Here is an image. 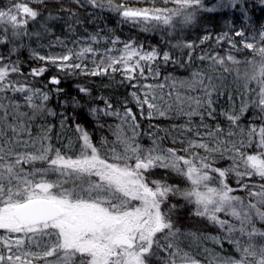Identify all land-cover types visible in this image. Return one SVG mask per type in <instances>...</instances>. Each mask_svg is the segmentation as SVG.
I'll use <instances>...</instances> for the list:
<instances>
[{
    "label": "snow or ice",
    "instance_id": "obj_1",
    "mask_svg": "<svg viewBox=\"0 0 264 264\" xmlns=\"http://www.w3.org/2000/svg\"><path fill=\"white\" fill-rule=\"evenodd\" d=\"M71 3L115 13L142 32L169 35L190 28L200 13L233 8L245 20L240 27L230 22L219 34L206 31L198 43L178 39L168 50L99 33L83 41L57 37L48 47L61 50L31 49L36 66L25 72L13 57L26 38L40 37L29 29L42 20L48 0L0 6V264H202L183 247L184 239L200 237L177 226L173 199L220 230L203 239L232 246L234 255L205 249L207 264H264V24L255 26L246 0L211 6L206 0ZM258 3L264 6V0ZM57 5L79 23L71 4ZM55 19L49 14L40 28L48 32L47 20ZM99 39L111 46L101 50ZM242 53L249 58L239 59ZM195 61L201 67L182 77L172 74ZM50 69L55 74L37 87ZM61 73L107 77L128 89L130 100L120 107L104 95L89 106L96 128L110 135L96 140L85 125L69 124L72 118L60 113L54 141L55 125L35 123L58 115L49 103L63 91ZM228 75L236 94L225 86ZM78 91L92 98L89 88ZM72 103L80 106L75 97ZM250 110L254 116L245 125ZM141 119L182 123L142 130ZM173 176L184 186L171 182Z\"/></svg>",
    "mask_w": 264,
    "mask_h": 264
},
{
    "label": "trees",
    "instance_id": "obj_2",
    "mask_svg": "<svg viewBox=\"0 0 264 264\" xmlns=\"http://www.w3.org/2000/svg\"><path fill=\"white\" fill-rule=\"evenodd\" d=\"M8 1L4 0V2H0V6L6 5ZM71 4L72 12L77 13V20L70 17L68 13H61L59 11V7L57 5V0H48V9L43 12V18L49 16L57 17L55 20H47V24L49 26V31L45 32L43 29H29L30 31H39L41 33L40 37H32L26 38L24 40V47L19 49V55L14 56L13 59H19V61L23 65V70L27 72L30 67L36 66L35 62L30 59V50L35 49L39 51L41 54H47L50 51H60L59 48L48 47L49 43L54 41L57 37L66 42L80 39L87 40L89 34H97L99 33L100 37H108L114 38L119 37L121 41L135 40L138 42H149L151 46L158 45L159 48L168 50L170 43H174L176 41L174 39L175 36L169 37V34L162 30L151 31V32H142L139 26H133L130 23H122L121 18L115 13L108 12L106 10L93 9L91 6L84 5L81 6L79 4L71 3V0H65V7H68ZM248 4V14L254 22L255 26L258 28L261 24H264V6H261L258 3V0H250L247 2ZM199 23L194 25L195 28L192 29V34H195L193 40L198 43L199 37H201L206 31L211 32L213 35L219 34L222 31L227 30L229 23L232 22L236 25V27H240L241 24L244 23L245 18L241 15L240 10H232L230 15L223 16L222 14L218 15L216 13H211L209 15L201 13L200 18H198ZM226 22V23H223ZM39 23V22H38ZM69 25L74 29L73 31H69ZM162 34L161 38L165 37V40L162 39L163 43H159L158 39ZM191 34V35H192ZM170 38V39H169ZM239 39V38H236ZM187 40V38H184ZM101 44L102 50L106 46H110L108 40L99 39V43ZM96 45V47L98 46ZM69 47L73 45L69 43ZM177 57L180 56L179 50H174ZM218 51H221L218 49ZM223 54V53H222ZM244 55V57H243ZM250 54H238V56H242L243 59L249 58ZM243 64L240 66L241 70H243ZM201 67L198 61H195L190 68H177L173 75L185 76L190 71L196 70ZM175 66H169L167 70L163 74H167L168 72H172V69ZM55 74V69H50L42 80L36 82L37 87H42L45 82H47L48 78ZM61 75V84L59 87L63 89L60 93L59 97L53 94L52 99L49 103V107H51L55 112H57L56 117H47L46 120L36 121V124L47 123L55 125V131L53 133L54 141L55 134L61 131L59 121H60V113H65L68 117L72 118L69 120V124H73V121L81 123L85 125L90 132H94L95 139L99 140L102 135H110L106 131H102L97 129L91 116L89 115V106L93 104V100L96 96L104 95L111 97L112 101L117 104L118 107L121 106L122 102L130 97H128V89L124 86H117L114 83L110 82V79L107 77H85L79 74L76 75H67L65 76L63 73ZM120 79L119 76L116 77L118 81ZM233 77L231 75L227 76V80L225 86L229 91H232L233 94L237 93V86L232 83ZM78 86H84L91 90L92 98L81 97V94L78 91ZM77 98L80 101L79 107H73L72 100L73 98ZM60 101H67V104L63 107L60 104ZM226 96L221 97L220 102L217 104V111L220 110L222 106H225ZM239 101H237V105ZM130 107L133 108V111L137 114L139 119V112L137 111L135 104L130 103ZM254 116V111L250 110L243 121L246 125L248 119ZM111 122V121H110ZM182 123L180 120L172 121V120H163L156 119L149 121L148 119H141L140 124L142 126V130H147L150 124H159L162 127H170L172 123ZM198 122V120H197ZM222 125L227 128V123L223 121L221 118ZM258 123V121H257ZM35 132V128H34ZM66 135L70 136L71 133L68 132ZM64 137H61V140H64ZM66 142V140H65ZM143 143L147 145L149 141L145 138ZM170 143V141L168 142ZM56 146H60L59 142H56ZM227 162H225L221 166H226ZM39 166V165H38ZM162 172H157V176H162ZM54 179V177H52ZM171 182L180 183V186L183 187L184 183L180 181L177 177H171ZM171 202H174L178 205V209L175 213V216L178 221V227L181 228L182 231H192L197 234L200 239L193 240L192 238H186L183 241V247L195 257L202 259V255H205V249L212 250L218 252L222 255H234V250L231 245H229L226 241L222 246L215 245L211 240L203 239L204 236L209 235L210 233L216 235L218 233V229L215 226L210 224H206V220H203L198 217H194L191 215L192 206L186 205L184 201L173 199ZM204 248V249H203Z\"/></svg>",
    "mask_w": 264,
    "mask_h": 264
},
{
    "label": "rangeland",
    "instance_id": "obj_3",
    "mask_svg": "<svg viewBox=\"0 0 264 264\" xmlns=\"http://www.w3.org/2000/svg\"><path fill=\"white\" fill-rule=\"evenodd\" d=\"M6 1H8V0H6ZM250 0H246V2H249ZM0 2H4V0H0ZM206 3L208 4V6H211L212 4H214V3H216V0H206ZM232 10H239V9H233V8H227V9H222V10H220V11H218V12H215L216 14H218V15H220V14H222L223 16H225V15H230L231 14V11ZM201 14V13H200ZM200 14L198 15V17H197V21L194 23V24H196V23H199V19L198 18H200ZM204 14H207V15H209V14H211V13H204ZM48 17V16H47ZM47 17H45L44 19H42L41 21H39V23H37V24H34V25H31L30 26V29H42V28H40V26H39V24L40 23H43L44 22V20L47 18ZM223 23H226V22H224L223 21ZM192 25L190 28H188V29H185L182 33H174V34H172L173 36H175L174 37V39L176 40V41H174V43H176L177 42V40L178 39H183L184 40V38H187V40H191V41H194L193 40V38L195 37V34H192V29H194L195 28V26L196 25ZM140 28V27H139ZM148 32H151V31H148ZM192 34V35H191ZM172 35H169V37H171ZM158 36H160V38L158 39V42L159 43H163V41H162V39H164L165 40V37L164 38H161V36H162V34H159ZM170 39V38H169ZM139 44H142L146 49L147 48H150V47H153V46H151V44L147 41H145V42H143V43H141V42H138ZM96 46V45H95ZM111 46V45H110ZM109 46V47H110ZM154 46H156V45H154ZM97 47H99L101 50H102V48H101V44H98V46ZM157 47H159L158 45H157ZM225 47H227V45H225ZM167 50V49H166ZM238 55V54H237ZM243 57H244V55H243ZM238 58L239 59H243L242 58V56L240 57V56H238ZM244 67L245 66H243V69H244ZM241 71H243V70H241ZM176 76H178V74L176 75ZM150 82H154V81H150ZM165 91H167V89H165ZM233 183H234V181H233ZM206 224H208V222L206 221ZM213 226V225H212ZM217 228V227H216ZM218 229V228H217ZM220 233V230L218 229V233H216V235H218ZM206 236H215V235H213V234H209V235H206ZM204 249V248H203ZM186 251H188L189 252V250H187V249H185ZM206 256H207V254H205V255H202V259H199V258H197V259H199V260H201L202 261V264H207V258H206Z\"/></svg>",
    "mask_w": 264,
    "mask_h": 264
}]
</instances>
